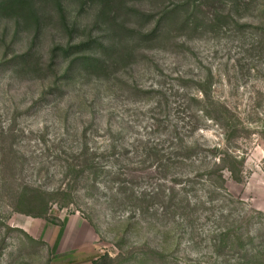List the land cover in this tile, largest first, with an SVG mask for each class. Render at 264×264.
<instances>
[{
    "label": "rangeland",
    "instance_id": "obj_1",
    "mask_svg": "<svg viewBox=\"0 0 264 264\" xmlns=\"http://www.w3.org/2000/svg\"><path fill=\"white\" fill-rule=\"evenodd\" d=\"M0 264H264V0H0Z\"/></svg>",
    "mask_w": 264,
    "mask_h": 264
}]
</instances>
